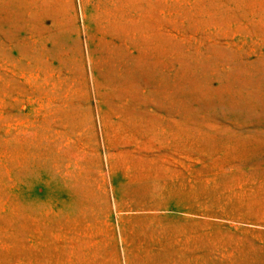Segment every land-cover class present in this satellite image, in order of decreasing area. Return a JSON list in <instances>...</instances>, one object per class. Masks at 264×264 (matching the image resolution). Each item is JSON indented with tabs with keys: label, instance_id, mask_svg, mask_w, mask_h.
<instances>
[{
	"label": "rangeland",
	"instance_id": "374dc122",
	"mask_svg": "<svg viewBox=\"0 0 264 264\" xmlns=\"http://www.w3.org/2000/svg\"><path fill=\"white\" fill-rule=\"evenodd\" d=\"M0 264H264V0H0Z\"/></svg>",
	"mask_w": 264,
	"mask_h": 264
}]
</instances>
